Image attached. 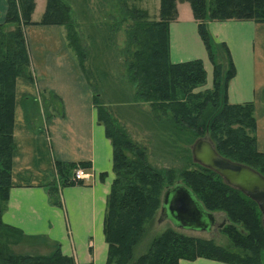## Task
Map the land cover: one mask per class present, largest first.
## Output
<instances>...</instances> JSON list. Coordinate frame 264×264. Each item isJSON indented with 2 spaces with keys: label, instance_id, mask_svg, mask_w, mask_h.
<instances>
[{
  "label": "trees",
  "instance_id": "16d2710c",
  "mask_svg": "<svg viewBox=\"0 0 264 264\" xmlns=\"http://www.w3.org/2000/svg\"><path fill=\"white\" fill-rule=\"evenodd\" d=\"M178 1L160 0L157 19L149 20V14L143 9L133 12V18L140 21L133 37L138 48L133 53L129 70L137 82L138 93L152 102L155 111L165 115L170 113L176 125L188 127L199 138L207 135L221 155L247 164L264 175V152L256 146L254 103L229 102L227 86L236 68L227 44L215 43L207 26L208 21L212 20L264 22V0H187L213 64V85L202 92H194L193 89L206 83L203 61L196 58L173 62L170 59L169 25L178 16ZM35 5V0H7L5 20L0 23V229L1 234L12 238L14 243H19L24 233L6 224L2 220V213L12 186L16 78L23 76L33 80L24 27L33 23L67 25L70 44L78 56L82 71L86 72V52L73 26L70 5L64 0H46L41 19L34 21L32 13ZM7 24H12L13 28L6 30ZM222 53L224 61H219L217 55ZM49 94L52 98L48 109L44 107V96ZM24 101L25 118L33 127L36 126L34 115L30 116V107L34 109L33 105L38 106L40 101L43 112L38 114L46 116V119L63 113L62 100L54 92L40 91L36 96H26ZM93 103L98 121L104 125L113 146L115 177L107 196L104 216L107 264H129L133 260L134 247L144 234L145 224L162 207L164 191L176 184L189 187L207 210L213 212L221 208L235 224L242 225L240 228L231 223L221 228L229 234L234 247L243 252L232 251L213 238L186 235L179 229L168 227L152 240L145 252L135 258L134 264H178L181 259L193 260L198 257L232 264H262L264 217L255 200L197 161V167L181 171H162L151 166L145 159L144 151L115 127L111 116L94 94ZM125 149L132 150L135 157L127 158ZM78 166L87 169L90 163L55 160L56 175L61 180V186L83 183V180L71 178ZM48 188L53 203L61 205L56 180H52ZM0 264H75V260L62 254L59 247L48 256H34L19 254L7 246H1Z\"/></svg>",
  "mask_w": 264,
  "mask_h": 264
},
{
  "label": "crops",
  "instance_id": "0c3cea01",
  "mask_svg": "<svg viewBox=\"0 0 264 264\" xmlns=\"http://www.w3.org/2000/svg\"><path fill=\"white\" fill-rule=\"evenodd\" d=\"M41 1L40 5L35 0L34 21H39L45 10L46 0ZM177 8L178 16L169 25L170 58L173 62L201 59L207 76L205 86L209 87L213 64L198 32V23L194 15L182 17L187 8L184 1L179 0ZM6 10L7 0H0V23H4ZM207 26L215 43L227 44L236 68L228 82V100L254 103L256 146L264 152V22L212 20ZM24 32L33 80L16 78L12 186L2 220L23 231L20 244L52 251L59 247L62 254L74 258L75 264H107L104 216L115 177L111 140L98 121L92 92L66 41L64 28L59 24L33 23L27 24ZM220 60L224 61L223 53ZM40 91L56 93L62 100L63 113L46 121L39 115L33 127L25 118L24 98ZM55 160L90 163V179L59 185L61 205L53 203L48 188L52 180H58ZM135 258L133 252L129 264H134ZM178 264L232 263L198 257L181 259Z\"/></svg>",
  "mask_w": 264,
  "mask_h": 264
},
{
  "label": "rangeland",
  "instance_id": "374dc122",
  "mask_svg": "<svg viewBox=\"0 0 264 264\" xmlns=\"http://www.w3.org/2000/svg\"><path fill=\"white\" fill-rule=\"evenodd\" d=\"M38 1L41 5L42 1ZM64 1L70 5L73 26L78 33L80 44L86 52L84 65L88 78L82 72L87 79L92 95H96L99 104L111 116L115 127L144 151L148 164L159 170L176 169L181 171L197 167L191 148L199 138L197 134L186 126L176 125L170 113L165 115L155 111L152 102L139 95L137 82L133 80L132 71L129 70V64L134 59L133 53L138 48L133 37L137 23L140 21L138 18H133V12L135 9H143L149 14L147 17L149 20L157 19L160 0ZM180 1H184V5L187 6L186 10L182 11V17L193 15L190 3L187 0ZM60 25L64 28L66 41L78 60L68 38L67 25ZM12 28L13 25L10 24L5 29ZM217 56L220 60V55ZM205 85L197 86L193 91H205L212 87L213 81L211 86L206 87ZM44 98L46 100L44 107L49 109L52 97L49 94ZM29 103L31 106L32 101ZM33 107L35 108L30 107V116L34 115L33 122L36 125L40 119L37 116L38 113L43 112L42 101L38 106L33 105ZM43 117L46 121L47 117L44 115ZM202 137L208 138L207 135ZM124 151L127 158L135 157L132 150L125 149ZM56 184L58 187L61 186L60 178L56 179ZM213 214L215 223L209 231L184 229L175 226L169 218H166L161 207L145 224L144 234L134 251L135 256L145 252L152 240L168 227L179 229L186 235L213 238L218 244L232 251L243 252L234 247L229 234L224 232V228H221L223 225L235 223L221 208L213 210ZM235 225L242 227L239 223ZM22 240L23 238L19 243H14L12 238L1 234L0 229V247L7 246L16 253L34 256H48L52 253V250L46 247L39 248L35 245L20 244ZM261 262L264 264V249L261 250Z\"/></svg>",
  "mask_w": 264,
  "mask_h": 264
},
{
  "label": "water",
  "instance_id": "95a60500",
  "mask_svg": "<svg viewBox=\"0 0 264 264\" xmlns=\"http://www.w3.org/2000/svg\"><path fill=\"white\" fill-rule=\"evenodd\" d=\"M195 161L219 173L224 180L256 201L264 217V175L253 167L221 155L213 142L200 137L192 144ZM166 218L179 228L209 231L215 216L207 210L194 192L183 184L167 188L162 196Z\"/></svg>",
  "mask_w": 264,
  "mask_h": 264
},
{
  "label": "built area",
  "instance_id": "2783aa9c",
  "mask_svg": "<svg viewBox=\"0 0 264 264\" xmlns=\"http://www.w3.org/2000/svg\"><path fill=\"white\" fill-rule=\"evenodd\" d=\"M72 179L75 180H88L90 179L89 174L83 170L81 166H78L73 171Z\"/></svg>",
  "mask_w": 264,
  "mask_h": 264
},
{
  "label": "bare ground",
  "instance_id": "6f19581e",
  "mask_svg": "<svg viewBox=\"0 0 264 264\" xmlns=\"http://www.w3.org/2000/svg\"><path fill=\"white\" fill-rule=\"evenodd\" d=\"M83 170H84V171H86V172L89 174V177H91V173L89 172V170H88V169H86V168H83Z\"/></svg>",
  "mask_w": 264,
  "mask_h": 264
}]
</instances>
